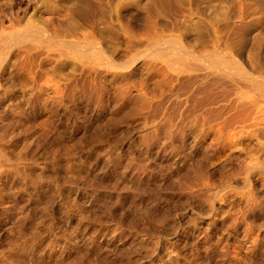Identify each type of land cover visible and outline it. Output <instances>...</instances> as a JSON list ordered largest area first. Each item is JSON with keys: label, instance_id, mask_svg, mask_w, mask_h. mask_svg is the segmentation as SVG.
<instances>
[{"label": "rangeland", "instance_id": "374dc122", "mask_svg": "<svg viewBox=\"0 0 264 264\" xmlns=\"http://www.w3.org/2000/svg\"><path fill=\"white\" fill-rule=\"evenodd\" d=\"M32 20L48 39L92 35L107 61L164 35L198 52L219 42L246 70L264 73V0H0L1 31L26 32ZM47 42L0 55V264H264L263 214L238 203L252 189L238 170L245 155L221 167L224 147L213 146L215 185L238 174V188L210 206L200 183L182 186L205 165L199 129L184 124L167 147L163 133L149 143L156 115L135 113V87L122 96L108 83L87 101L78 86L72 98L70 62ZM96 74L108 79L105 68ZM139 74L133 81L147 83L153 105L179 106L158 76Z\"/></svg>", "mask_w": 264, "mask_h": 264}, {"label": "bare ground", "instance_id": "6f19581e", "mask_svg": "<svg viewBox=\"0 0 264 264\" xmlns=\"http://www.w3.org/2000/svg\"><path fill=\"white\" fill-rule=\"evenodd\" d=\"M98 2L104 5V2ZM46 34L38 20H32L26 32L19 34H6L0 30V55L4 54L6 46L13 44L30 51L50 41L58 51V57L70 62L71 73L66 81L70 83L72 98V92L78 86L87 101L99 100L107 91L108 83L116 87L122 96L129 95L131 88L135 87V113L150 109L156 115V121L150 127L153 132L146 137L149 143L160 139L163 133L161 142L167 147L171 137L178 134L175 132L186 133V129L181 128L184 124L189 125L190 132L198 128L199 134L205 138V165H200L199 169L193 168L197 170L196 174L185 177L182 186L191 188L194 183H200L203 191L199 198L210 206L218 197H224L226 189L238 188V185H234V177L238 178V174L222 176L218 185L213 181L209 168L214 165L211 150L214 145L223 146V154L218 152L222 155L219 162L221 167H227L245 155V163L238 170L243 174L242 182L252 186V189L240 193L238 203L244 200L250 214H257L258 211L264 217V199H261L264 196V158L257 151L259 147L264 151V73L255 75L246 70L235 53L219 42L198 52L195 45H188L180 37L159 35L148 40L143 49L129 56L126 54V60L118 61L114 57L107 61L102 56V47L96 45L90 34L72 40L51 35L48 39ZM103 68L107 80L97 77L96 73ZM137 74L151 81L158 76L157 86L165 91H176L180 98L179 106H170V102L166 106L162 103L153 105L155 98L148 92L147 83L135 85L133 80ZM179 128V131H175ZM246 138L251 141L246 143ZM252 142L256 145L250 147ZM68 167L70 173L76 175V168L72 165ZM132 169L127 168V173ZM26 174L33 181L38 180L31 172Z\"/></svg>", "mask_w": 264, "mask_h": 264}]
</instances>
